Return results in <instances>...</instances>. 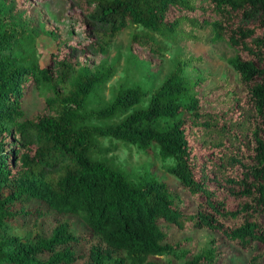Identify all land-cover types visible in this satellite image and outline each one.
<instances>
[{"label":"trees","instance_id":"trees-1","mask_svg":"<svg viewBox=\"0 0 264 264\" xmlns=\"http://www.w3.org/2000/svg\"><path fill=\"white\" fill-rule=\"evenodd\" d=\"M2 3L0 264H74L83 256L76 250L82 235L68 220L47 237L31 234L29 224L51 212L76 218L96 238L85 264H170L162 255L214 264L221 255L216 245L191 254L167 240L163 225L189 224L217 234L214 243L253 249L247 264H264V0H69L72 38L56 41L44 63L21 52L29 36L6 24ZM186 24L209 27L212 41L235 50L226 61L242 93L233 89L223 101L198 95L186 76L189 58L177 61L145 106L136 108L146 94L132 87L87 109L90 94L114 69L89 70L82 58L105 55L134 25L141 30L131 36V54H160L158 38L192 37ZM42 86L51 91L45 107L28 115L23 101L30 88ZM159 119L170 122L161 128ZM104 137L156 148L196 210L166 182L135 180L97 157Z\"/></svg>","mask_w":264,"mask_h":264},{"label":"rangeland","instance_id":"rangeland-1","mask_svg":"<svg viewBox=\"0 0 264 264\" xmlns=\"http://www.w3.org/2000/svg\"><path fill=\"white\" fill-rule=\"evenodd\" d=\"M2 5L5 7L6 24L23 29L29 36L28 42L21 47L24 55L31 54L44 63L49 52L54 50L56 41L72 38L71 16L74 12L69 7V0H3ZM182 29L185 33H190L192 37H186L185 34L179 36L175 42L158 38L162 46L160 54L145 49H138L137 54H131L129 48L131 36L141 30V27L134 25L117 36L105 55H90L89 58H82V62L87 64L89 70L102 66L114 69L113 76L90 94L87 109H98L110 102L119 90L132 87L146 94L142 104L136 107L141 108L147 104L149 94L160 85L177 61L189 58L191 62L188 64L186 76L191 84L197 83L192 85V90L198 95L207 93L211 101L217 99L223 101L224 98L231 96L233 89L242 93L244 89L238 75L226 61L234 56L235 50L225 41H212L209 27L200 28L186 24L182 26ZM19 51L20 49H17L15 52ZM50 94L51 91L46 86L30 88L23 101L27 114L32 115L42 110L45 107L44 99ZM125 116L108 119V123H116ZM91 122L102 123L96 119ZM169 122L170 120L159 119L155 125L164 128ZM99 147L100 153L97 157L125 171L135 180L153 176L166 182L170 189L191 203L190 212L196 210L192 198L180 188L176 177L164 170L156 148L151 147L146 150L134 144H126L107 137L100 139ZM65 220L70 221L76 229L75 232L82 235L76 250H80L83 256L74 264H85L90 244L96 242V238L88 235L81 224H74L78 221L76 218L51 212L40 220L31 222L29 229L31 234L38 231L47 237L56 224ZM163 227L167 231V240L170 243L179 244L181 249L189 250L191 254L213 249L216 245L221 255L214 264H247L251 254L254 253L253 249L240 250L225 241L212 242L217 234L206 228L193 227L190 224L185 229L179 230L171 226L163 225ZM159 257L170 264H181L183 261L171 255Z\"/></svg>","mask_w":264,"mask_h":264}]
</instances>
